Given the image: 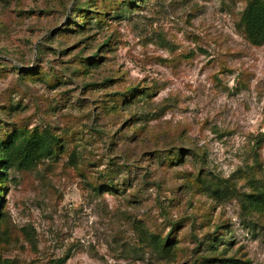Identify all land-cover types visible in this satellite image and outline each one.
<instances>
[{"label": "rangeland", "instance_id": "374dc122", "mask_svg": "<svg viewBox=\"0 0 264 264\" xmlns=\"http://www.w3.org/2000/svg\"><path fill=\"white\" fill-rule=\"evenodd\" d=\"M75 1L0 0V138L36 128L63 142L7 171L0 264H201L215 231L223 258L264 264V215L201 183L235 174L249 191L264 134V44L238 26L246 0H139L108 25L61 30ZM33 67L42 78L22 79ZM129 86L157 92L125 106ZM258 153L264 181V141ZM142 227L172 229L173 253L141 242Z\"/></svg>", "mask_w": 264, "mask_h": 264}, {"label": "trees", "instance_id": "16d2710c", "mask_svg": "<svg viewBox=\"0 0 264 264\" xmlns=\"http://www.w3.org/2000/svg\"><path fill=\"white\" fill-rule=\"evenodd\" d=\"M76 5L71 11V18L61 30L69 31V29L80 30L82 33L90 28L92 22H96L98 26L109 24V20L123 16L124 13L130 12L137 6L139 0H99V5L96 0H76ZM96 15V16H92ZM238 26L244 38L254 46L264 44V0H246L245 6L240 12ZM74 27V28H73ZM79 28V29H78ZM102 29V28H101ZM111 34L105 37L102 44L97 47L101 50L106 47ZM97 57V58H96ZM100 55L93 54L89 58H85L86 63L97 66ZM41 72L35 70H25L21 73V78H42ZM157 92L153 87H137L129 86L122 93H117L120 97V102L125 106H130L141 100L151 98L152 94ZM120 104V103H119ZM118 102L114 101L110 109L115 110L119 107ZM124 106V107H125ZM264 134H260L254 138L252 161L253 164L248 166V174L244 176L246 186L249 191H240L235 185L234 178L237 175L233 174L230 179H219L214 177L204 176L201 183L203 190L208 195L217 200L218 203L225 199L235 197L240 204L241 212L244 215H264V181L258 177L261 171L258 150L262 147ZM63 142H60L59 137L52 135L47 129L38 131L36 128L29 130L27 128L16 127L10 132H5L4 137L0 138V220L5 216L2 210L1 194L7 188V171L12 168L30 169L44 158L54 155L56 150H62ZM237 174V173H236ZM109 179V186L114 185ZM116 186V185H115ZM117 188V187H115ZM219 228V227H218ZM139 238L141 242L149 244L156 252L161 254L173 253L174 246L172 229L163 238L157 233H151L143 227L139 229ZM219 235V236H217ZM222 233L214 232L212 239L206 240L205 250L209 253L206 256H201V264H210L216 262L218 264H247L248 261H242L235 257L223 258L226 249L219 251V246L229 244L223 241Z\"/></svg>", "mask_w": 264, "mask_h": 264}]
</instances>
